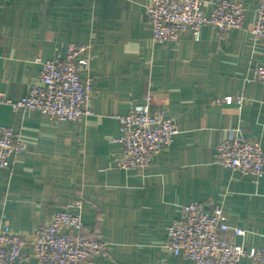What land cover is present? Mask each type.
<instances>
[{
	"label": "crops",
	"instance_id": "obj_1",
	"mask_svg": "<svg viewBox=\"0 0 264 264\" xmlns=\"http://www.w3.org/2000/svg\"><path fill=\"white\" fill-rule=\"evenodd\" d=\"M217 0H204L210 15ZM244 1L245 26L221 33L206 24L197 40L156 42L149 0H0V123L24 145L0 166V229L33 236L55 213L81 212L87 236L108 245L99 264H194L166 247L169 225L193 200L221 209L236 241L264 243V175L226 167L217 144L239 129L264 152V42L251 28L259 0ZM70 42L90 44V106L83 120L56 123L38 109L14 107L42 64ZM148 93L151 108L178 125L173 144L144 170L118 166L119 116ZM227 96H242L239 104ZM80 202V203H78ZM29 251L30 248L28 247ZM16 264H45L31 257ZM239 264H254L248 256Z\"/></svg>",
	"mask_w": 264,
	"mask_h": 264
},
{
	"label": "built area",
	"instance_id": "obj_2",
	"mask_svg": "<svg viewBox=\"0 0 264 264\" xmlns=\"http://www.w3.org/2000/svg\"><path fill=\"white\" fill-rule=\"evenodd\" d=\"M204 0H149L147 18L156 42L179 41L187 31L197 40L206 24L214 25L221 33L242 28L247 7L242 0H217L210 15L203 10ZM254 37L264 42V0L257 4V17L251 28ZM91 45L70 42L66 54H57L42 64L38 79L14 107L38 109L56 123L83 120L94 112L90 106L93 93L92 77L84 73L91 68ZM254 80L264 84V65L254 70ZM226 103L242 104V96H227ZM148 93L129 114L119 116L122 145L118 166L144 171L154 154L168 149L179 132L177 123L163 111L151 108ZM24 145L15 129L0 123V166L10 164L12 154ZM217 158L226 167L259 180L264 175V152L258 140L242 130H230L216 146ZM80 203V202H78ZM244 229L232 228L221 209H209L205 203L193 200L186 204L181 215L168 227L166 247L182 254L194 264H239L248 256L254 264H264V243L251 249L236 241ZM30 248L28 251L27 248ZM31 255L45 264H99L107 258L105 241L87 236L81 212L55 213L38 227L33 236L0 229V264H16Z\"/></svg>",
	"mask_w": 264,
	"mask_h": 264
},
{
	"label": "trees",
	"instance_id": "obj_3",
	"mask_svg": "<svg viewBox=\"0 0 264 264\" xmlns=\"http://www.w3.org/2000/svg\"><path fill=\"white\" fill-rule=\"evenodd\" d=\"M167 243V242H166Z\"/></svg>",
	"mask_w": 264,
	"mask_h": 264
}]
</instances>
